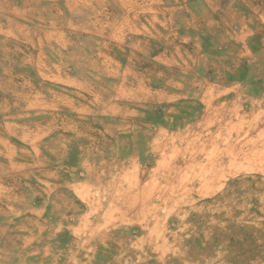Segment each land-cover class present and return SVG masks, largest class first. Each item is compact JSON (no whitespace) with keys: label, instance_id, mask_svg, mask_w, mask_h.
Segmentation results:
<instances>
[{"label":"rangeland","instance_id":"rangeland-1","mask_svg":"<svg viewBox=\"0 0 264 264\" xmlns=\"http://www.w3.org/2000/svg\"><path fill=\"white\" fill-rule=\"evenodd\" d=\"M0 264H264V0H0Z\"/></svg>","mask_w":264,"mask_h":264}]
</instances>
